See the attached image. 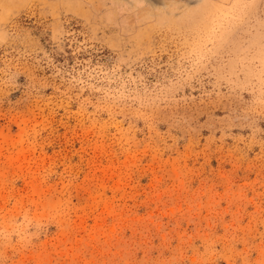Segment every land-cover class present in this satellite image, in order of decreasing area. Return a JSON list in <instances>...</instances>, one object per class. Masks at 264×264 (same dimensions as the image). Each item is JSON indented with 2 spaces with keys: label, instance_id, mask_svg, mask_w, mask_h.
Returning <instances> with one entry per match:
<instances>
[{
  "label": "rangeland",
  "instance_id": "1",
  "mask_svg": "<svg viewBox=\"0 0 264 264\" xmlns=\"http://www.w3.org/2000/svg\"><path fill=\"white\" fill-rule=\"evenodd\" d=\"M0 264H264V0H0Z\"/></svg>",
  "mask_w": 264,
  "mask_h": 264
}]
</instances>
